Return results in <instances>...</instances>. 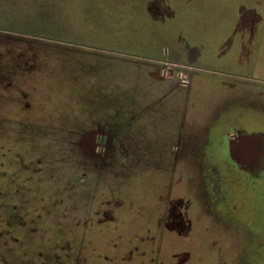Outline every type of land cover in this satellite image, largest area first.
Masks as SVG:
<instances>
[{
  "label": "rangeland",
  "instance_id": "374dc122",
  "mask_svg": "<svg viewBox=\"0 0 264 264\" xmlns=\"http://www.w3.org/2000/svg\"><path fill=\"white\" fill-rule=\"evenodd\" d=\"M228 3L0 0V264H264V160L227 151L264 148V33L248 65L198 53Z\"/></svg>",
  "mask_w": 264,
  "mask_h": 264
},
{
  "label": "crops",
  "instance_id": "0c3cea01",
  "mask_svg": "<svg viewBox=\"0 0 264 264\" xmlns=\"http://www.w3.org/2000/svg\"><path fill=\"white\" fill-rule=\"evenodd\" d=\"M226 1L229 3L224 5V9H230L236 12L233 22L227 23L229 27H226V30L223 29L224 26L222 24L211 27L207 37L203 41L204 45L202 46V50L198 53L201 52L200 55L205 53V55L207 54L206 57H213L212 59L214 61L230 60L232 61L231 63L236 62L239 66H242L244 62L248 65L249 61L253 60V52L259 45V38L264 33V0H255L256 4H252V0H246L250 2V8L247 6V8L245 7L246 10H243V5L240 4L239 0ZM217 8L220 10L219 4ZM218 27H221L222 30ZM224 47H234L233 54H230L226 59L222 57ZM184 61L186 63L190 62L187 56H185ZM231 132L228 131V134ZM262 149L260 161L264 160V148Z\"/></svg>",
  "mask_w": 264,
  "mask_h": 264
},
{
  "label": "flooded vegetation",
  "instance_id": "af4514ba",
  "mask_svg": "<svg viewBox=\"0 0 264 264\" xmlns=\"http://www.w3.org/2000/svg\"><path fill=\"white\" fill-rule=\"evenodd\" d=\"M161 65L154 66V71H151L150 74L154 76V78L157 79V82L166 85L167 87L171 86L172 90L180 91L184 90L185 88H188L191 86L192 83V69L189 67L184 66L183 69H186V79L182 80L179 78V75L177 74L178 78H168L167 77V70L166 65L164 63H160ZM153 65V64H151ZM183 73V72H182ZM90 134L89 136H87ZM238 135L237 133H234L233 131L228 134L227 138L232 140L233 136ZM83 143L82 147L83 150L87 152L88 156L93 159L97 160V164L100 168V170L103 169L104 166H108V159H110L109 150L111 148H115V136L114 134H111L107 130H104L102 128H97L95 130H89L86 132L82 138ZM86 140V141H85ZM180 153V148H178V144L176 146V153H175V159L177 160V157Z\"/></svg>",
  "mask_w": 264,
  "mask_h": 264
},
{
  "label": "water",
  "instance_id": "95a60500",
  "mask_svg": "<svg viewBox=\"0 0 264 264\" xmlns=\"http://www.w3.org/2000/svg\"><path fill=\"white\" fill-rule=\"evenodd\" d=\"M262 148V142L257 138L250 135L238 134L233 136L229 142L228 155L238 164L251 166L259 161L262 155Z\"/></svg>",
  "mask_w": 264,
  "mask_h": 264
},
{
  "label": "built area",
  "instance_id": "2783aa9c",
  "mask_svg": "<svg viewBox=\"0 0 264 264\" xmlns=\"http://www.w3.org/2000/svg\"><path fill=\"white\" fill-rule=\"evenodd\" d=\"M179 78L182 79V80H185L186 76L183 73H179Z\"/></svg>",
  "mask_w": 264,
  "mask_h": 264
}]
</instances>
